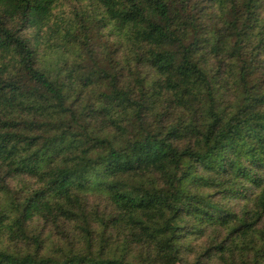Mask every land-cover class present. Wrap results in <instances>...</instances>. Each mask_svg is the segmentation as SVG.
I'll use <instances>...</instances> for the list:
<instances>
[{"label":"trees","instance_id":"trees-1","mask_svg":"<svg viewBox=\"0 0 264 264\" xmlns=\"http://www.w3.org/2000/svg\"><path fill=\"white\" fill-rule=\"evenodd\" d=\"M0 264H264V0H0Z\"/></svg>","mask_w":264,"mask_h":264},{"label":"rangeland","instance_id":"rangeland-1","mask_svg":"<svg viewBox=\"0 0 264 264\" xmlns=\"http://www.w3.org/2000/svg\"><path fill=\"white\" fill-rule=\"evenodd\" d=\"M66 6L67 7H69L70 5L69 4H66ZM67 7H64L62 10H65V11H68V10H70V9H68ZM61 11H58V10H56V11H54V16L51 18V22L53 23V26H55L56 25V23L55 22H57V24H60L61 25V30H60V32H61V37H62V29H63V27H64V24H62L61 22H60V17H61ZM30 32H33L32 33V37H35V33H34V31H31L30 30ZM47 33H48V31L46 30V31H44L43 33L41 32L40 34H38V39L36 40V39H34V41H31V42H36V41H38L40 38L42 39V41L47 37ZM29 36V35H28ZM31 37V36H30ZM43 44H45L44 42H43ZM51 52H49V51H47L46 53H44L43 52V47H42V45L41 46H39V55H40V57H41V59L43 60V61H45L46 63H52V64H54V61H55V55H53V54H50ZM53 53V52H52ZM65 59V58H64ZM70 59V58H69ZM70 63V62H69ZM21 182H22V179L21 178H19L17 181H14V187L15 188H18L20 185H21ZM240 207H235L234 208V210L235 211H237L238 209H239ZM193 245L194 246H196V245H198L199 247H201L202 245H203V242H193Z\"/></svg>","mask_w":264,"mask_h":264}]
</instances>
